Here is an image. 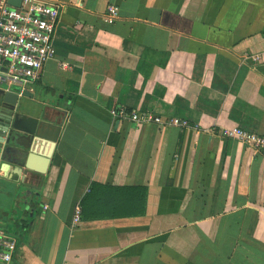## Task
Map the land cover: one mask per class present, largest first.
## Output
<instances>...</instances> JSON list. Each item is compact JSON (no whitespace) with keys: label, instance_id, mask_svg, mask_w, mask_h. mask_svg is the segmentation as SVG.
<instances>
[{"label":"crops","instance_id":"1","mask_svg":"<svg viewBox=\"0 0 264 264\" xmlns=\"http://www.w3.org/2000/svg\"><path fill=\"white\" fill-rule=\"evenodd\" d=\"M58 1L22 97L58 139L0 168L11 264H264V154L220 134L264 136V0ZM89 192L95 216L72 225Z\"/></svg>","mask_w":264,"mask_h":264},{"label":"built area","instance_id":"2","mask_svg":"<svg viewBox=\"0 0 264 264\" xmlns=\"http://www.w3.org/2000/svg\"><path fill=\"white\" fill-rule=\"evenodd\" d=\"M62 5L58 0H21L18 7L0 0V87L15 88L21 94L28 85L36 83L46 62L55 55L54 35L59 23ZM107 22L112 23L117 16V8L110 6ZM259 58V54L254 56ZM118 116H126L121 109ZM131 119L138 121V112L129 113ZM152 119L159 122V117ZM143 119V118H142ZM221 136L247 143L264 154V136L246 132L238 127L220 130ZM81 218V206L74 208L72 225ZM16 248L15 238L0 230V264H11Z\"/></svg>","mask_w":264,"mask_h":264},{"label":"water","instance_id":"3","mask_svg":"<svg viewBox=\"0 0 264 264\" xmlns=\"http://www.w3.org/2000/svg\"><path fill=\"white\" fill-rule=\"evenodd\" d=\"M20 2L7 0V4L14 7H18ZM22 97H29V94L24 90L18 95L16 90L0 88V168L4 152L8 150L25 167V171L31 170L30 154L34 143L41 138L48 139L51 144L56 143L61 130V124L46 120L36 102L28 104ZM24 150L28 151L25 157L22 156Z\"/></svg>","mask_w":264,"mask_h":264},{"label":"trees","instance_id":"4","mask_svg":"<svg viewBox=\"0 0 264 264\" xmlns=\"http://www.w3.org/2000/svg\"><path fill=\"white\" fill-rule=\"evenodd\" d=\"M93 189H90V191H92ZM109 192H106V195H109L112 200H114V198H117L119 192H122L124 190H126V188H110ZM103 197H101L102 199ZM94 199H100V197L93 195L91 192H89L88 194H86L83 199L81 200V217H83L84 219L95 216V213L88 211V206L90 205V203L94 200ZM112 215H118V213H112Z\"/></svg>","mask_w":264,"mask_h":264}]
</instances>
